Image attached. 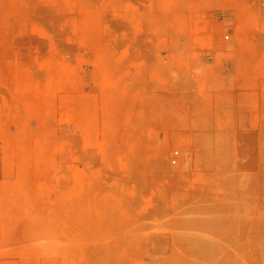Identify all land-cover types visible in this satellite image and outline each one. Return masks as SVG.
Instances as JSON below:
<instances>
[{"label": "rangeland", "instance_id": "rangeland-1", "mask_svg": "<svg viewBox=\"0 0 264 264\" xmlns=\"http://www.w3.org/2000/svg\"><path fill=\"white\" fill-rule=\"evenodd\" d=\"M0 264H264V0H0Z\"/></svg>", "mask_w": 264, "mask_h": 264}, {"label": "built area", "instance_id": "built-area-1", "mask_svg": "<svg viewBox=\"0 0 264 264\" xmlns=\"http://www.w3.org/2000/svg\"><path fill=\"white\" fill-rule=\"evenodd\" d=\"M177 156H178V154L176 153V154L174 155V157H173V161H172L173 164H176Z\"/></svg>", "mask_w": 264, "mask_h": 264}]
</instances>
